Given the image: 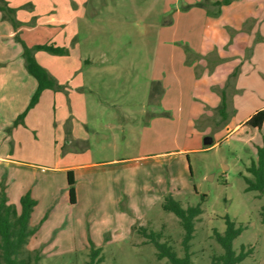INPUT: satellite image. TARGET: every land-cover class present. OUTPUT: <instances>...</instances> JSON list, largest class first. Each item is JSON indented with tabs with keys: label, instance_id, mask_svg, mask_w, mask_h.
<instances>
[{
	"label": "rangeland",
	"instance_id": "rangeland-1",
	"mask_svg": "<svg viewBox=\"0 0 264 264\" xmlns=\"http://www.w3.org/2000/svg\"><path fill=\"white\" fill-rule=\"evenodd\" d=\"M68 1L63 43L51 32L43 42L67 54L41 52L55 75L49 94L57 97L58 117L44 123L55 141L37 138L38 148L27 147L21 159L28 164L0 174L18 211L27 192L37 201L29 220L36 232L22 256L37 254L39 264H88L94 248L101 250L99 264H170L156 258L139 229L161 232L160 241L184 257V232L162 208L171 196L182 208L202 211L190 264H211L222 253L213 232L222 234L226 219L245 227L233 242L237 252L252 250L243 264H264V196L245 192L243 179L256 147L264 146V124L244 126L264 110V0H232L226 8L220 0ZM241 51L238 64L205 57ZM202 72L206 81L199 85ZM221 92L223 114L209 96ZM206 139L212 143L205 146ZM68 165L78 166L74 206L62 169Z\"/></svg>",
	"mask_w": 264,
	"mask_h": 264
},
{
	"label": "crops",
	"instance_id": "crops-1",
	"mask_svg": "<svg viewBox=\"0 0 264 264\" xmlns=\"http://www.w3.org/2000/svg\"><path fill=\"white\" fill-rule=\"evenodd\" d=\"M72 1L75 3L77 0ZM51 5L61 7L62 12H58L59 14L51 12L49 8ZM70 7V1L68 0H0V174L1 172L3 173V169L5 168L15 170L16 167H23L24 164L27 163L21 160L26 157V148H38L34 144V141L37 142V138H41L42 140L45 139L46 142L52 140L55 141L53 132H51L49 128H45L44 125L46 121L50 120V117L52 119L58 117V110L54 108L56 107L55 104L57 97L55 94H49L51 90L42 92L38 103L27 112L22 120L19 119L20 115L30 103V99L37 85L36 80L25 70V63L22 57V45L25 44L30 48L37 45L48 46V44H43V42L49 37V32H51V36L55 38V42L63 43L62 30L65 27L64 25H68L71 20L69 16H66V13H71ZM242 21L243 20H239L237 24H242ZM249 46L250 44L247 46L248 52L246 53L241 51V53H232L231 56H217L215 53H210L209 57H205L213 62L234 61V63L238 64L241 59H244L242 56L244 53L247 54L246 58H249L250 55L248 54H251ZM57 48L66 49L64 46ZM41 52L44 51L35 50L33 53L34 57L37 60V63L42 66V68L45 69L49 76L54 80L55 75H51L46 68L47 61L42 56ZM62 66L60 68H62ZM229 68L233 69V66H228V69ZM221 72L214 74L217 80L221 79V76L223 75V72ZM199 78L202 80L200 82L198 81L199 85L201 82L206 81V75H204V73L199 75ZM186 79V83L193 84V86L196 87V80L191 82L188 80L189 77ZM211 79H214L213 75L211 76ZM233 88L235 87L230 88L231 93H235L236 91V88L234 91ZM209 96L210 103H213L217 107L220 105V107H216L218 112L226 109L227 101L223 92H221L220 96ZM207 99H209V97H207ZM44 101L48 102L47 108H40ZM179 102H181V100H179ZM162 103L166 102L162 101ZM214 107L215 106H213V108ZM248 119L244 121V124ZM84 122L86 124V119H84ZM104 127L107 128L106 125H104ZM27 141H29L30 144H27ZM179 151L186 152L182 149ZM31 152L35 153V151ZM87 165L90 164H84L82 166ZM76 167L78 166L68 165L62 168L66 171V174L68 171L72 172L74 178L73 181L76 179L74 173ZM1 188H3L6 195H8L5 190L6 188L0 184V192ZM74 193L76 203V187H74ZM31 196L33 198L32 194Z\"/></svg>",
	"mask_w": 264,
	"mask_h": 264
},
{
	"label": "trees",
	"instance_id": "trees-1",
	"mask_svg": "<svg viewBox=\"0 0 264 264\" xmlns=\"http://www.w3.org/2000/svg\"><path fill=\"white\" fill-rule=\"evenodd\" d=\"M232 0H220L217 5L228 6ZM22 57L25 63V70L32 76L36 82L35 91L27 105L25 111L20 115L22 120L27 112L38 103L40 95L46 90H52L55 86L54 80L49 76L47 71L37 63L34 57V51H44L56 56H63L67 54L64 48H57L52 45L28 47L22 45ZM224 106V105H223ZM222 106V107H223ZM223 114L222 110L220 111ZM264 124V110L256 111L245 122L244 126L259 129ZM248 176H243L245 182V192H257L264 196V146L256 147V159L251 162V165L246 168ZM71 171L67 172V191L68 200L71 205L75 203L74 181ZM4 189L0 192V264H39V256L34 254L22 256L25 251L29 238L35 234V230L30 227V216L34 212L37 202L32 198L30 192H27L19 199V211L12 204H9L6 198ZM162 208L164 212L172 213L177 217L178 223L184 232L181 245L184 252V257H179L174 249L160 241L162 238L161 232L150 231L146 232L145 228L141 227L139 232L144 235L150 244L156 249V258L166 259L170 264H190L189 242L193 238L194 222L198 216L202 214L199 205L188 206L182 208L181 204L171 196L167 197L163 203ZM264 212V207L261 209ZM261 223L264 225V214H262ZM245 227L236 225L230 219L225 220V230L220 234L214 230V241L222 250L220 255L211 257V264H243L244 260L251 254V249H246L241 246L239 251L233 247V242L238 239ZM101 253L100 249L92 248L89 254L90 260L88 264H99L102 257L98 255Z\"/></svg>",
	"mask_w": 264,
	"mask_h": 264
},
{
	"label": "water",
	"instance_id": "water-1",
	"mask_svg": "<svg viewBox=\"0 0 264 264\" xmlns=\"http://www.w3.org/2000/svg\"><path fill=\"white\" fill-rule=\"evenodd\" d=\"M211 143H212V141H211L210 139H206V140H205V146H206V145H210Z\"/></svg>",
	"mask_w": 264,
	"mask_h": 264
}]
</instances>
